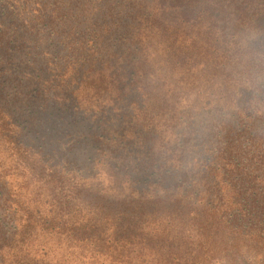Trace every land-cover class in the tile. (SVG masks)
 <instances>
[{
	"label": "trees",
	"instance_id": "trees-1",
	"mask_svg": "<svg viewBox=\"0 0 264 264\" xmlns=\"http://www.w3.org/2000/svg\"><path fill=\"white\" fill-rule=\"evenodd\" d=\"M19 3L17 14L34 28L65 23L70 80L62 86L75 83V91L83 82L95 85L92 113L115 110L135 124L117 133L119 139L139 144L118 139L110 150L109 170L120 189L110 193L41 159L0 107V130L14 153L31 160L26 167L38 177L49 207L24 208L28 224L21 226L24 197L14 195L0 174V213L14 222L10 228L0 221V264H49L34 251L43 232L70 238L86 264H264V0H142L126 14L134 36L121 54L120 34L81 33L88 25L86 0H44L35 9L34 0ZM111 12L101 21L112 19ZM205 21L208 32L233 33L204 51L203 77L214 68L210 79L218 72L219 88L175 107L173 142L156 138L154 127L142 135L138 117L148 116L149 91L140 64L155 42H164L170 63L191 72L194 53L183 54L176 32L192 22L200 29ZM52 73L64 76L67 69L57 63ZM53 113L67 115L62 107ZM77 115L69 125L79 123ZM146 249L153 259L136 260Z\"/></svg>",
	"mask_w": 264,
	"mask_h": 264
},
{
	"label": "rangeland",
	"instance_id": "rangeland-1",
	"mask_svg": "<svg viewBox=\"0 0 264 264\" xmlns=\"http://www.w3.org/2000/svg\"><path fill=\"white\" fill-rule=\"evenodd\" d=\"M34 1L35 9L44 0ZM140 1L142 0H86L85 15L88 25L87 30L82 28L81 33L96 31L120 34L118 52L121 54L129 44V38L134 36L127 29L129 16L126 14L133 4L137 5ZM19 2L20 0H0V107L21 142L27 144L41 159L66 172L89 177L88 185L110 193H119V185L109 170L110 150L118 147L117 133L128 130L135 124L130 125L127 119L116 117L115 110L103 114L97 111L96 114L92 113L97 99L95 85L83 82L75 91V83L67 88L62 86L70 80L68 57L62 49L65 40L61 35L67 33L68 28L59 20L49 21L48 24L42 22L35 28L31 23L28 25L29 18H20L17 14ZM108 9L112 11L109 15L112 19L106 17L105 21H101ZM204 23L206 25L202 33H199ZM204 23H201L200 29L196 22L183 24L178 26L176 32L183 54L194 53L192 65L195 66L191 72L170 63L164 42H155L148 59L140 64L139 69L147 75L149 91L146 101L148 116L138 117L139 123H144L138 129L142 135L149 133L154 127L156 138L161 135L165 141L173 142L174 131L177 129L175 107L180 104L185 106L187 99H196L199 91L210 93L219 88L221 75L216 72L215 79H210L215 73L214 68L203 77L205 73L202 65L207 55L204 51L211 43L222 45V39L229 38L233 33H220L219 30L208 32L209 22ZM209 58L213 60L214 56L209 54ZM57 63L62 65V70L67 69V74L54 76L52 70ZM107 93L106 97L112 95L111 92ZM61 107L67 111V115L57 118L58 113L53 111ZM77 112L82 119L79 123L69 125L72 113L78 117ZM101 134L103 136L99 138ZM86 135L90 137L81 143L80 140ZM119 140L123 141L121 145H125L128 140L134 147L139 144L134 138ZM29 161L31 160L14 153L0 130V174L6 178L14 195L24 197L23 211L21 209L17 218V221H21V226L28 224L24 208L25 211L28 206L34 209L44 199L40 196L38 177H32L26 167ZM128 186L124 185L126 190ZM48 193L44 189L46 196ZM45 201L47 200L40 206L42 212L49 210ZM84 211L89 215L93 214L88 208ZM1 220L10 228L14 225L9 217L0 213ZM35 241L37 246L34 251L42 261L49 264H86V256L81 249L70 247L72 240L68 237L43 232ZM153 257L154 254L146 249L137 254L135 259L151 261Z\"/></svg>",
	"mask_w": 264,
	"mask_h": 264
}]
</instances>
